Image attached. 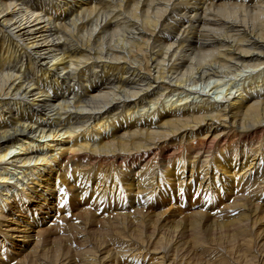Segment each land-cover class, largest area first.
<instances>
[{
  "label": "bare ground",
  "instance_id": "bare-ground-1",
  "mask_svg": "<svg viewBox=\"0 0 264 264\" xmlns=\"http://www.w3.org/2000/svg\"><path fill=\"white\" fill-rule=\"evenodd\" d=\"M0 264H264V0H0Z\"/></svg>",
  "mask_w": 264,
  "mask_h": 264
}]
</instances>
